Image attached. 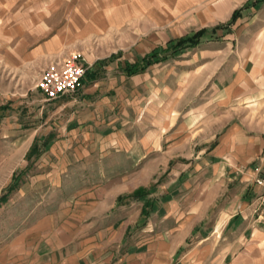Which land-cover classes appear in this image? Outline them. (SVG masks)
Instances as JSON below:
<instances>
[{
    "label": "crops",
    "instance_id": "obj_1",
    "mask_svg": "<svg viewBox=\"0 0 264 264\" xmlns=\"http://www.w3.org/2000/svg\"><path fill=\"white\" fill-rule=\"evenodd\" d=\"M262 6L245 0L142 71L127 65L191 32L90 59L74 92L20 105L39 120L19 122L25 159L0 204L35 199L0 227V264H264V26L244 59L217 33Z\"/></svg>",
    "mask_w": 264,
    "mask_h": 264
},
{
    "label": "rangeland",
    "instance_id": "obj_2",
    "mask_svg": "<svg viewBox=\"0 0 264 264\" xmlns=\"http://www.w3.org/2000/svg\"><path fill=\"white\" fill-rule=\"evenodd\" d=\"M244 1L0 0V103H11L13 107L0 119V188L9 181L13 165L19 171L25 159L24 138L30 129L22 126L21 120H39L30 116L36 110L20 105L44 96L37 82L51 63L78 54L87 70L90 59L112 55L130 58L171 37L223 23ZM261 26L264 6L237 19L231 31L219 29L218 35L225 36L222 52L247 58ZM227 42L235 47H229ZM203 47L202 44L186 51L177 60L189 59ZM17 106L24 109L23 118L17 113ZM35 169L32 165L27 172ZM33 197L22 200L24 197L12 192L7 203L0 204V227L18 214L22 202L31 204Z\"/></svg>",
    "mask_w": 264,
    "mask_h": 264
},
{
    "label": "built area",
    "instance_id": "obj_3",
    "mask_svg": "<svg viewBox=\"0 0 264 264\" xmlns=\"http://www.w3.org/2000/svg\"><path fill=\"white\" fill-rule=\"evenodd\" d=\"M85 70L82 57L74 54L69 58L51 63L41 74L37 86L45 99H55L63 94L74 92L80 86ZM256 182L264 188V171ZM260 199L264 201V192L261 193Z\"/></svg>",
    "mask_w": 264,
    "mask_h": 264
},
{
    "label": "trees",
    "instance_id": "obj_4",
    "mask_svg": "<svg viewBox=\"0 0 264 264\" xmlns=\"http://www.w3.org/2000/svg\"><path fill=\"white\" fill-rule=\"evenodd\" d=\"M233 17V15H232ZM207 33L206 29H199L196 31H193L185 36H181L179 38L171 39L169 40L165 45L160 46L146 55H144L141 58V61L137 64H129L127 65V68L130 71H142L144 70L148 65L152 64L153 62L165 60L169 58L170 56H174L180 52H182L184 49L188 47L195 46L203 36ZM14 186L13 180L12 183L8 186V190ZM7 190V191H8ZM6 198V194H3L0 197V201H4Z\"/></svg>",
    "mask_w": 264,
    "mask_h": 264
}]
</instances>
